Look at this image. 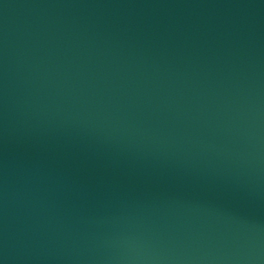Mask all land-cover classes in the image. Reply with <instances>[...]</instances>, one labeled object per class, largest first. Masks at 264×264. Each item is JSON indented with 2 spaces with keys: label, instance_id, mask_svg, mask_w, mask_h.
<instances>
[{
  "label": "water",
  "instance_id": "1",
  "mask_svg": "<svg viewBox=\"0 0 264 264\" xmlns=\"http://www.w3.org/2000/svg\"><path fill=\"white\" fill-rule=\"evenodd\" d=\"M0 264H264V0H0Z\"/></svg>",
  "mask_w": 264,
  "mask_h": 264
}]
</instances>
